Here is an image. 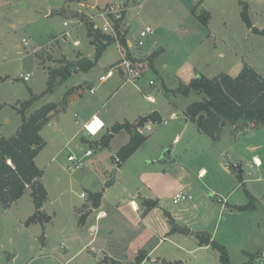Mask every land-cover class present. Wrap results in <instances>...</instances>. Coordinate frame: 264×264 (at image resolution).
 <instances>
[{
    "label": "rangeland",
    "instance_id": "1",
    "mask_svg": "<svg viewBox=\"0 0 264 264\" xmlns=\"http://www.w3.org/2000/svg\"><path fill=\"white\" fill-rule=\"evenodd\" d=\"M79 1L0 0V137H11L19 129L21 104L31 94L40 98L27 109V115L49 102L56 103L59 110L40 131L46 144L36 157L48 193L42 212L51 219L42 218L37 224L26 226L28 217L35 213L30 188L10 208L0 201V246L17 254L13 264H137V255L149 253L156 244L151 258L142 264H224L218 248L201 244V235L206 233L226 247L231 264H264V127L248 122L237 126L226 124L217 139L212 138L185 116L187 107L202 101L204 95L195 91L189 95L173 92L191 80L192 73L184 71L200 55H205L200 67L210 78L222 73L236 76L245 65L264 77V36L246 26L239 13V0L216 2L217 6L226 7V14L213 9L212 26L228 42L223 45L208 38V28L198 19L184 18L180 6L186 5L185 0H159L161 4L156 9V0H144L142 7L131 15L129 37L136 44L141 28L148 23L154 33L144 39L143 45H133L130 50L160 51L163 45L165 50L156 59L157 70L151 66L144 68L134 81L127 80L124 74L101 81L100 75L109 70L106 66L119 56L114 42L89 71L81 70L65 82L57 78L53 92L45 93L50 70L63 65L64 59L75 63L84 58L94 59L95 48L88 36L92 23L78 25L73 19L84 21L102 5L93 10L80 9ZM255 12V25L264 27V14L256 16ZM67 19L69 26L64 25ZM178 20L184 22L180 24ZM96 22L102 25L100 18ZM121 27L125 29V24ZM152 38L157 40L153 45ZM76 39L81 42L78 46L74 44ZM210 43H217L213 45L216 48ZM199 49L204 50L202 54ZM219 50L224 52L223 58H218ZM27 74L28 80L24 78ZM150 80L154 83L150 84ZM71 87L79 99L68 105L64 97ZM90 87H95V92ZM94 106L102 107L99 114L105 113L109 121L135 118L138 121L143 116L138 114L150 107L148 113L158 110L163 121L146 122L141 127L146 141L121 163L113 156L129 142L130 134H118L108 144L105 140L112 136L108 133L112 128L97 136L89 135L83 129L82 113ZM179 121L184 127L170 145ZM89 148L93 154L84 157V165L68 169V154L81 157ZM239 164L242 173L232 169ZM177 190L192 193L194 199L173 203ZM97 191H103L105 204L96 208L90 195ZM82 192L86 197L81 196ZM132 193L141 195L137 212L144 213L146 209L141 205L145 195L159 201L151 219L152 227L161 236L151 234L142 221L131 225L114 210L111 231L102 228L98 234L97 242H103L98 252L105 255V261H87L95 248L96 237L78 253L95 236L92 230H80L81 215L95 213L96 218L102 210L113 209L110 203L129 204L132 197L128 196ZM251 198L254 208L235 207L247 205ZM183 207L187 209L175 220L172 214ZM167 224L170 228L163 232ZM176 226L190 231L184 233ZM0 264L7 262L0 258Z\"/></svg>",
    "mask_w": 264,
    "mask_h": 264
},
{
    "label": "trees",
    "instance_id": "2",
    "mask_svg": "<svg viewBox=\"0 0 264 264\" xmlns=\"http://www.w3.org/2000/svg\"><path fill=\"white\" fill-rule=\"evenodd\" d=\"M198 18L206 25L209 14L205 12ZM241 18L253 32L264 36V28L259 29L253 25L249 16L248 5L245 3H242ZM120 21L116 22L118 41L125 55L131 56L127 29H121L123 20L121 23ZM88 36L92 38L91 42L95 46L94 59L84 58L78 63L64 59L63 65L50 70L45 93L53 92L57 78L61 82L65 81L72 74L74 68L89 71L98 62L104 50L116 41L111 35L95 28L93 24H89ZM193 91L202 93L204 99L190 104L185 111V116L188 120L196 122L199 129L212 138L217 139L222 126L226 124L237 126L241 122H248L264 127V77L250 65H245L236 76L223 73L209 78L199 73L188 84L180 85L173 92L189 95ZM69 93L70 90L65 93V100ZM39 98V95L31 94V97L21 104L22 124L19 129L11 137H0V201L8 208L30 188L36 211L27 220V223L42 218L51 219L49 215L40 210L48 193L41 180L42 170L37 166L35 158L46 144L40 131L43 126L50 122L52 114L57 110V104L54 102L43 104L30 115H27V109ZM202 114L205 118L200 121L198 116ZM121 130L130 133V140L119 149L113 158L118 157L119 161L123 163L146 141L147 137L134 127V123L129 121L116 123L111 129L113 133H118ZM109 140L106 139L105 143L108 144ZM102 197L103 191L91 193L90 199L94 207L97 208L101 205ZM158 204L159 201L155 199L144 198L141 200V205L146 207L144 214L156 208ZM254 206V200L251 198L247 205L235 207L246 210L254 208ZM83 220L84 215L80 217V221ZM200 242L218 248L221 252L222 262L231 264L226 247L212 240L209 234L203 233ZM145 259L146 253L140 252L136 257V263L140 264Z\"/></svg>",
    "mask_w": 264,
    "mask_h": 264
},
{
    "label": "crops",
    "instance_id": "3",
    "mask_svg": "<svg viewBox=\"0 0 264 264\" xmlns=\"http://www.w3.org/2000/svg\"><path fill=\"white\" fill-rule=\"evenodd\" d=\"M226 0H185V4L186 5H184V9L180 6V11H183V12H181V13H183L182 15L183 16H186V17H184L185 19L186 18H188L189 16H192V17H194V18H196V19H198L199 20V18H198V16L199 15H202L203 13H208L209 14V19H208V21H207V24L205 25L207 28H208V30H209V35H208V38H211V40H214L215 42L217 41V42H220V44H227L228 42H227V40H226V37H223L222 36V33L220 34L219 33V31L215 28V27H213L212 26V21H213V19H214V17H215V14H214V8H216L217 10H219V12L220 13H222V14H226L227 13V9H226V7H223V5H221V6H217L216 5V2H218V3H220V4H222L223 2H225ZM143 3H144V0H142V2L140 3V2H138L137 0H95V5H89V4H86L85 2H84V0H80L79 2H78V6L80 7V9H82V8H90L89 10H93V9H96V8H99L100 7V5H102V8L103 7H106V6H109V5H111V6H119V5H123L124 6V8L126 9V11H125V21H126V23H125V29H127V39H128V43H129V52L132 54V55H134V56H136V57H139V58H144V59H147L148 61H149V63H150V66L151 67H153L154 69H156L157 70V68H156V59L159 57V55H160V53H162L163 51L162 50H165V48H164V46L163 45H161V49H160V51L158 50H156L155 48L153 49V48H145V49H139L138 50V54L136 53V52H132L131 50H130V48L131 47H133V42H132V40H131V38L129 37V26H130V19H131V15H132V13H133V11L134 10H137L138 8H141L142 7V5H143ZM242 3H245V4H247L248 5V12H249V16H250V18H251V20H252V22H253V25L255 26V27H257V28H259V29H263L264 27H258L257 25H255V18H254V12H255V14H256V16H262L263 14H264V7L262 6V4L264 3V0H239V4L241 5V10H242ZM159 4H161L160 2H159V0H156V4H155V6H154V8L156 9V8H158V6H159ZM82 6V7H81ZM256 7H257V10H256ZM201 9V11H199ZM241 10L239 11V13H240V15H241ZM45 13H49V11H47V12H45ZM178 22L180 23V24H182L183 22H181L180 20H178ZM199 22H201L200 20H199ZM202 23V22H201ZM149 25H151L150 23H148ZM148 24H146V25H148ZM203 24V23H202ZM160 24H158V26H159ZM224 26H225V31H226V29H227V22L225 21L224 22ZM159 27H161V26H159ZM142 29V28H141ZM249 30H251L250 28H249ZM252 31V30H251ZM253 32V31H252ZM253 33H255V32H253ZM255 34H257V33H255ZM259 35V34H258ZM76 40H78V39H76ZM152 40H153V43L151 44V45H153V44H155L156 42H157V40H155V39H153L152 38ZM151 40V41H152ZM203 41V40H202ZM203 43H204V41H203ZM205 43H206V41H205ZM116 44V43H115ZM93 45V44H92ZM117 45V44H116ZM217 46V43H215V44H212V43H210V46H212L213 48H216V47H214V46ZM109 47V46H108ZM107 47V48H108ZM94 48H95V46H94ZM107 48L104 50V52H103V54H102V56L101 57H103V55H105V52L107 51ZM117 49H118V51H119V56L117 57V59L116 60H114L113 62H110L109 64H108V66H106L108 69H111V68H113L118 62H119V60L122 58V56H123V54H125L124 53V51H122L119 47H118V45H117ZM204 51V50H203ZM203 51H202V49H199L198 50V52H199V54H202L203 53ZM156 52H157V54H156ZM155 53V54H154ZM206 54V53H205ZM217 56H218V58H223L224 57V52L222 51V50H219V52L217 53ZM100 57V59H102ZM211 57V56H210ZM202 58H205V55H204V57L202 56V55H200V56H197L196 58H195V64H193V65H191L190 67H188L187 68V70H182V72L184 71V72H187L188 70H189V72H191L192 73V78H191V80L194 78V75H196L197 73H202V74H204L203 73V69L200 67L201 66V63L200 62H202L203 61V59ZM100 59L98 60V61H100ZM98 63V62H97ZM111 67V68H110ZM79 69H75L74 68V70H73V72H72V74L69 76V78L68 79H70V77H76L77 75H79V73H80V71L81 70H79ZM116 74H123L122 72H118V71H115L114 72V75H116ZM223 74V73H222ZM101 75H104V74H101ZM100 75V76H101ZM113 75V76H114ZM220 75V74H219ZM206 76V75H205ZM217 76V75H216ZM208 77V76H207ZM215 77V76H214ZM210 78V77H209ZM212 78V77H211ZM67 80V79H66ZM65 80V81H66ZM108 80V79H107ZM106 80V81H107ZM190 80V81H191ZM65 81H63V82H65ZM189 81V82H190ZM188 82V83H189ZM187 83V84H188ZM91 88V87H90ZM169 89V88H168ZM69 90H70V93L68 94V96H67V99L65 100L66 101V104H68L69 105V102H72V101H76L77 99H79V97H78V95H77V93H76V91H75V89L73 88V87H71V88H69ZM68 90V91H69ZM95 92V91H94ZM152 102V101H151ZM152 108L150 107V108H148L147 110H142L141 112H140V114H138V116L139 115H144L145 113H148L150 110H151ZM102 110V107H99V106H94V107H92L91 109H89L87 112H84V113H82V118H83V120H84V122L83 123H85L86 121H88L93 115H97L101 120H103L104 121V123H105V125H104V128L100 131V133L102 132V131H104V130H106V129H111L112 127H113V125L114 124H116V123H124V122H114V121H109L108 120V118L106 117V115H105V113H104V116L102 115H100L99 113H100V111ZM58 109L56 110V112H54L53 114H52V118H51V120L53 119V117H55L56 115H58ZM145 111V112H144ZM100 115V116H99ZM75 116H80V113H75ZM51 120H50V122H51ZM127 121H129L130 123H134L135 124V122L137 121V118H135V119H127ZM49 122V123H50ZM48 123V124H49ZM139 130L143 133V131H142V129L141 128H139ZM99 133V134H100ZM108 133H113V132H111L110 130L108 131ZM121 133H127L128 135L130 134V133H128L126 130H121L119 133H113V135L109 138L110 140L111 139H113L116 135H118V134H121ZM109 140V141H110ZM97 142V141H96ZM40 153V152H39ZM70 154V153H69ZM68 154V155H69ZM93 154V153H92ZM38 156V155H37ZM36 156V157H37ZM115 156V155H114ZM254 158H258L257 156H255ZM35 161H36V158H35ZM36 163H37V161H36ZM260 164V165H259ZM259 166H261V160H260V162H259ZM115 168H117V167H115ZM205 171V169H203L202 170V172H204ZM234 171V170H233ZM202 174V173H201ZM177 191H179V190H177ZM176 191V192H177ZM175 192V193H176ZM213 195V194H212ZM104 196V195H103ZM132 197V201H130V203L129 204H121V206H118L117 204H118V202H115V203H113L112 205H111V203L109 204L110 206H111V208H113V209H110V211H106V210H102V213L101 214H99L98 216H96V218H95V213H92V214H89V215H87V216H85L84 214H82V215H84V220L83 221H78V222H80V223H78V227L80 228V230L81 231H83V230H85V229H88V230H92V232L95 234V236L94 237H92V239L90 240V241H88L79 251H78V253L80 252V251H83L84 249H85V247H88V245L95 239V237H96V240L94 241V243L96 244L95 245V248L93 249V250H91V257H87V261H90V260H92V259H95L96 261L97 260H99V261H105L104 260V257H105V255L103 254V253H99L98 251L99 250H102V248H103V246H102V244H103V242H100V241H98V242H100V243H98L97 242V240L98 239H100V238H98V234L101 232V230H102V228H104V230L105 231H107V232H109V231H111V228H112V226H111V224H110V222H113V214L115 213V211L114 210H117L119 213H120V215H121V218L122 219H125L126 221H128L131 225H132V223L133 224H135V223H140L141 221L143 222V224H144V226H146V230H149L150 231V233L152 234V233H154V234H157V235H159V236H161L160 234L161 233H159V231H157V230H155V228H153L152 227V224H153V222H152V217H151V215L159 208V207H157V208H153L151 211H149V212H147L146 214H144L143 212L141 213V212H137L136 210H138L139 208H140V206H139V197H141V195H139V194H137V193H132V195H129L128 196V198H131ZM145 198H151V199H153L152 197H148L147 195H145L144 196ZM128 198L126 199V198H124V201L125 200H128ZM143 198V197H142ZM16 202V201H15ZM15 202H13L11 205H10V207L15 203ZM92 202V201H91ZM105 203H104V200H103V197H102V200H101V205L99 206V207H102L103 205H104ZM236 206H240V205H236ZM9 207V208H10ZM187 209V207H183L182 209H179V211L178 212H175V214L173 215L172 214V216L174 217V219L175 220H179V218H180V216H181V214H180V212H183V211H185ZM44 210V205H43V207H42V211ZM35 211H36V208H35ZM89 212H90V210H89ZM34 214V213H33ZM32 214V215H33ZM32 215H30L29 217H28V219L32 216ZM81 215V216H82ZM27 219V220H28ZM27 220H26V226H31V225H34V224H37L38 222L37 221H34V222H31V223H27ZM81 222H83V223H81ZM177 225V224H176ZM133 226H135V225H133ZM170 227L168 226V224L165 226V230L163 231V232H167V230L169 229ZM158 229V228H157ZM162 238H165V236L164 237H162ZM159 243V242H158ZM158 244H156V246H157ZM156 246L154 245L152 248H150V250H149V253H146V259L145 260H143V262L144 261H147V260H149V257L151 258V254H152V251L156 248ZM10 255V256H7V255ZM65 255H67V253L65 254ZM73 256H75V255H73ZM73 256H70V258H72ZM255 257V256H254ZM257 258H258V256H256ZM260 257V256H259ZM0 258H2V260H5L6 262H7V264H13L14 262H16L17 261V254H13V253H9V251L7 250V249H5V247H1L0 246ZM143 262H141L140 264H142ZM131 263V262H130ZM133 263V262H132Z\"/></svg>",
    "mask_w": 264,
    "mask_h": 264
},
{
    "label": "built area",
    "instance_id": "4",
    "mask_svg": "<svg viewBox=\"0 0 264 264\" xmlns=\"http://www.w3.org/2000/svg\"><path fill=\"white\" fill-rule=\"evenodd\" d=\"M124 12H125V8L123 5H119V6H106L101 8L100 10H98L96 13H94L93 15H91L90 17L84 19V21L80 18H74V22H76V24H84V22H90L93 24V26L99 30H101L103 33L105 34H109L111 35L116 41L115 43L118 45V47L122 50V46L120 45L119 41H118V30L116 27V22L118 20H123L122 22L125 24L126 21L124 20ZM100 18L102 20V25L100 26L97 22L96 19ZM120 21V23H121ZM70 21L67 19L64 21V25L65 26H69ZM122 25V23H121ZM122 29V27H121ZM154 33V29L151 25H146L145 27H143L138 35V39L136 40V44L133 43V45H137V46H141L144 44V39L146 37H148L149 35ZM66 35L69 34V31L65 32ZM25 43H29L26 39H24ZM80 40H76L74 41L75 45H80ZM123 51V50H122ZM150 66V63L147 59L144 58H139L136 57L134 55L131 56H127L125 54H123L122 58L119 60V62L111 69L108 70V72L104 75H101L99 77V79L101 81H106L107 79L111 78L114 75L115 71L118 72H122L124 75L127 76V80H131L134 81V79H137L143 72L144 68H147ZM30 77L29 74L25 75V79L28 80ZM154 81L150 80V84H153ZM90 91L93 93L95 91V87H91ZM151 101H154V97L148 95L147 96ZM99 120L101 123V125H97L98 130H96L93 134V131L90 130V128L96 124V120ZM104 121L101 120L97 115H93L88 121H86L85 123H83V129H85L89 135L91 136H97L99 135L100 131L104 128ZM98 145V141L96 142ZM93 150L92 149H87L84 156H77L73 153H70L68 155V161L70 162L68 169H73V167L75 166V168H80L84 165L83 159L84 157H88L90 155H92ZM116 159L119 161V158L116 157ZM74 168V169H75ZM86 193L82 192L81 196L86 197ZM194 199V195L188 191L185 190H179L177 191L172 198L173 203L175 204H179L182 203L184 201H189V200H193Z\"/></svg>",
    "mask_w": 264,
    "mask_h": 264
},
{
    "label": "water",
    "instance_id": "5",
    "mask_svg": "<svg viewBox=\"0 0 264 264\" xmlns=\"http://www.w3.org/2000/svg\"><path fill=\"white\" fill-rule=\"evenodd\" d=\"M84 2L86 4H89V5H95V0H84ZM47 12V11H46ZM204 114L202 115H199V120H203L204 118ZM148 121H152V122H157V123H161L163 121V116L161 115V113L158 111V110H154L146 115H143L139 118V120L134 124V127L136 129H139L141 127H143L145 125L146 122ZM184 127V124L182 122H176L175 124V128H174V132L172 134V137H171V140L169 142V144L171 145L173 140L175 139L176 135L181 131V129ZM111 135H113V133H111ZM167 153L170 152V149H167L166 151ZM233 170H236L237 173H242L243 172V169H242V166L239 164V165H235L232 167ZM114 170L116 171L117 168H114ZM177 229L181 230L182 232L184 233H188L190 231V229H185L181 226H176ZM132 263V262H131Z\"/></svg>",
    "mask_w": 264,
    "mask_h": 264
},
{
    "label": "clouds",
    "instance_id": "6",
    "mask_svg": "<svg viewBox=\"0 0 264 264\" xmlns=\"http://www.w3.org/2000/svg\"><path fill=\"white\" fill-rule=\"evenodd\" d=\"M102 122H100L98 119L96 120V124L93 125L90 130L93 131V134L96 130H98L97 125H101Z\"/></svg>",
    "mask_w": 264,
    "mask_h": 264
},
{
    "label": "bare ground",
    "instance_id": "7",
    "mask_svg": "<svg viewBox=\"0 0 264 264\" xmlns=\"http://www.w3.org/2000/svg\"><path fill=\"white\" fill-rule=\"evenodd\" d=\"M257 160V159H256Z\"/></svg>",
    "mask_w": 264,
    "mask_h": 264
}]
</instances>
